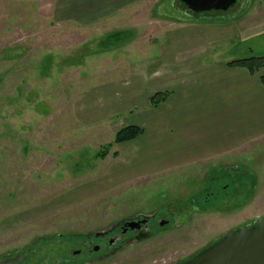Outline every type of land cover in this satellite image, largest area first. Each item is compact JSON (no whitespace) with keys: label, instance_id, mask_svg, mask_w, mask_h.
<instances>
[{"label":"rangeland","instance_id":"rangeland-1","mask_svg":"<svg viewBox=\"0 0 264 264\" xmlns=\"http://www.w3.org/2000/svg\"><path fill=\"white\" fill-rule=\"evenodd\" d=\"M176 2L139 9L126 24L79 29L50 22L33 2L0 0V259L36 243L35 261L47 264L45 252L61 257L88 241L84 234L142 217L152 224L146 242L102 264H174L264 219V137L119 191L71 199L104 179L116 134L137 115L124 109L149 77L145 63L184 44L171 37L199 34L206 45L195 55L209 64L264 57V0L201 15ZM47 240L55 242L46 247Z\"/></svg>","mask_w":264,"mask_h":264},{"label":"crops","instance_id":"crops-1","mask_svg":"<svg viewBox=\"0 0 264 264\" xmlns=\"http://www.w3.org/2000/svg\"><path fill=\"white\" fill-rule=\"evenodd\" d=\"M17 1L33 2L39 14L54 24L92 29L126 24L128 16L136 19L139 9L159 8L165 0ZM187 10L184 5L183 11ZM170 39L184 44L174 50L164 49L159 59L145 63L144 73L149 77L124 109V114L137 115L125 121L119 131L136 126L143 129V135L114 144L104 179L90 193L71 199L119 191L134 182L224 157L264 137V69L251 75L245 69L228 68L229 62L206 63L195 55L201 52L199 47L206 45H201L199 34L174 35ZM155 66L158 69L152 73L147 70ZM158 93L170 96L152 108L149 99ZM121 115H107L100 120Z\"/></svg>","mask_w":264,"mask_h":264},{"label":"flooded vegetation","instance_id":"flooded-vegetation-1","mask_svg":"<svg viewBox=\"0 0 264 264\" xmlns=\"http://www.w3.org/2000/svg\"><path fill=\"white\" fill-rule=\"evenodd\" d=\"M143 222L145 223L143 224ZM164 223L167 225V222H160L159 225L162 227ZM151 225V220L149 218H132L121 224H116L110 230L102 233V235H82L87 238L88 241L79 242L78 247L75 246L72 252L68 250L65 251L64 255L61 257H49L46 252L44 257L48 260L47 264H102L108 261V259L114 258L116 254L125 251L129 247L128 245L144 242V240L146 242L152 234ZM78 236L80 235H73L72 237ZM53 242L55 241L47 240L44 243L47 247L50 246V244L53 245ZM36 245L35 243L30 248L8 255L6 258H1L0 264H42L41 262L35 261V254L39 253L38 250H36ZM62 249L66 250L67 247H62ZM187 260L176 263H183Z\"/></svg>","mask_w":264,"mask_h":264},{"label":"water","instance_id":"water-1","mask_svg":"<svg viewBox=\"0 0 264 264\" xmlns=\"http://www.w3.org/2000/svg\"><path fill=\"white\" fill-rule=\"evenodd\" d=\"M181 1L197 15L213 11L226 12L237 3V0ZM176 264H264V219L250 227L243 226L227 232L189 260Z\"/></svg>","mask_w":264,"mask_h":264},{"label":"trees","instance_id":"trees-1","mask_svg":"<svg viewBox=\"0 0 264 264\" xmlns=\"http://www.w3.org/2000/svg\"><path fill=\"white\" fill-rule=\"evenodd\" d=\"M227 66L230 69H245L251 75H257L264 69V57H249L238 59L229 62ZM169 96V93H158L149 99V104L152 108H157L165 103ZM142 135L143 129L136 126H128L126 128H123L116 134L114 143L123 144L131 142L141 137ZM106 153L100 154V157L104 158L106 156Z\"/></svg>","mask_w":264,"mask_h":264}]
</instances>
